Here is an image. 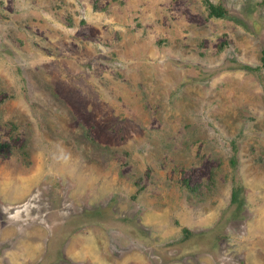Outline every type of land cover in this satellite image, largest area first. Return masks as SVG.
<instances>
[{
	"label": "rangeland",
	"instance_id": "374dc122",
	"mask_svg": "<svg viewBox=\"0 0 264 264\" xmlns=\"http://www.w3.org/2000/svg\"><path fill=\"white\" fill-rule=\"evenodd\" d=\"M206 1L230 18L0 0V226L50 231L28 264H85L83 228L110 264H264V0Z\"/></svg>",
	"mask_w": 264,
	"mask_h": 264
},
{
	"label": "crops",
	"instance_id": "0c3cea01",
	"mask_svg": "<svg viewBox=\"0 0 264 264\" xmlns=\"http://www.w3.org/2000/svg\"><path fill=\"white\" fill-rule=\"evenodd\" d=\"M52 219L54 220L52 227H54L59 220L54 216ZM46 230L40 223L31 227L29 231L18 228L16 225L4 224L0 226V240L4 239L8 243L2 250L3 255L0 257L5 259V264H28L32 260L42 259L45 254L44 239L48 238L47 233L50 232L46 233ZM94 236L95 234L86 228L75 232L70 237L68 235L64 255L71 261L85 262V264H110L112 260L109 261L96 251L97 245L100 243L94 239ZM88 243L90 244L88 245ZM91 248L94 249L93 252L90 250ZM133 256L137 257L140 264H149V259L145 255L135 253ZM1 258L0 264H4L1 262Z\"/></svg>",
	"mask_w": 264,
	"mask_h": 264
},
{
	"label": "trees",
	"instance_id": "16d2710c",
	"mask_svg": "<svg viewBox=\"0 0 264 264\" xmlns=\"http://www.w3.org/2000/svg\"><path fill=\"white\" fill-rule=\"evenodd\" d=\"M205 2L207 4V9H208L209 15L216 16V17L230 18L228 15V12L226 11V9L223 6H221L219 4L214 5L210 2H207L206 0H205ZM260 52H261L260 64L258 65L259 67H257V68H260V67L264 68V45L261 47ZM244 66L247 68H253V67L246 65V64ZM3 148H4L3 143H0V154L3 153ZM231 198L234 201V199H235L234 192H232ZM183 231H187V230L185 228H183Z\"/></svg>",
	"mask_w": 264,
	"mask_h": 264
}]
</instances>
